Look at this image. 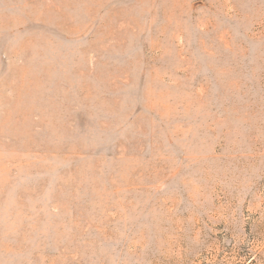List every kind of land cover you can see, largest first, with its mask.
<instances>
[{
	"label": "rangeland",
	"instance_id": "rangeland-1",
	"mask_svg": "<svg viewBox=\"0 0 264 264\" xmlns=\"http://www.w3.org/2000/svg\"><path fill=\"white\" fill-rule=\"evenodd\" d=\"M0 264H264V0H0Z\"/></svg>",
	"mask_w": 264,
	"mask_h": 264
}]
</instances>
